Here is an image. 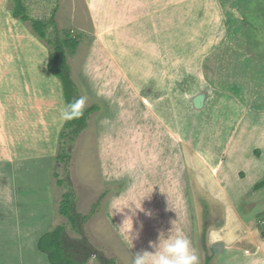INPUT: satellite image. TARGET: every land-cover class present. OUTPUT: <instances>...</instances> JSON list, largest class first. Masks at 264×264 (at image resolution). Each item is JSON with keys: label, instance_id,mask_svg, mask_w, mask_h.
<instances>
[{"label": "rangeland", "instance_id": "1", "mask_svg": "<svg viewBox=\"0 0 264 264\" xmlns=\"http://www.w3.org/2000/svg\"><path fill=\"white\" fill-rule=\"evenodd\" d=\"M168 1L170 19L164 35L160 30V41L149 37L143 41L133 31L147 16L140 9L137 12L131 0H102L95 6V14L89 10L88 0H24L32 18L48 21L54 17L61 35L79 43L76 52L69 56L73 77L81 96L86 97V106L97 104L101 110L91 116L87 130L72 138L65 128L67 121L60 117V110L66 105L61 82L47 68L52 48L37 37L30 23L18 22L11 15L5 18L1 10L6 7L13 11L14 0H0V116L4 113L0 118V139L8 131L20 150L16 157L30 160L26 166L45 162L46 177L53 183L44 187L45 191L46 187L49 189L45 204L50 210L47 216L53 215L51 221L60 215L66 193L72 194L75 211L89 216L82 230L96 255L87 264H100V256L115 259L117 264H126L128 258L104 214V205L115 189L101 187L98 175V118L105 105L97 99V88H103L101 67L109 61L145 71L165 67L164 74L171 68L181 70V131L185 132V142H192V137L203 153L218 151L210 162L209 156H191L197 171L190 178L198 211L202 264L206 255L202 236L209 227L220 229L228 224L240 235L243 228L239 218L245 216L244 211L264 217V190L255 195L250 192L244 199L238 197L240 181L246 188L264 177V0H216L210 7L217 9L209 12L199 10L196 0ZM227 20L230 24L233 21L234 26H227ZM152 24L149 32L156 35L158 29ZM98 45L99 52L112 58L90 60L92 52L99 53ZM37 154H41L42 161ZM61 155L65 160L60 159ZM9 175L0 171V195H5L9 207L5 214L0 207V264H34L38 256L48 264L45 254L39 255L36 249L24 250L13 235L18 208L17 218L26 228L42 214V204L36 203L40 189L21 187L18 196ZM222 182L228 183L226 189L236 210ZM9 196L27 199L32 215L24 211L22 203H17L18 198L13 203ZM6 216L10 236L2 231V226L8 228L4 225ZM43 217L41 221L45 220ZM51 221L45 230L64 225L70 238L82 237L68 219L56 220L50 226ZM207 246L209 254L214 251Z\"/></svg>", "mask_w": 264, "mask_h": 264}, {"label": "crops", "instance_id": "2", "mask_svg": "<svg viewBox=\"0 0 264 264\" xmlns=\"http://www.w3.org/2000/svg\"><path fill=\"white\" fill-rule=\"evenodd\" d=\"M196 1L201 6L199 7L201 11L209 12L212 9H217V7H210V4L216 3V0ZM225 1L227 3L232 0ZM100 3L102 0H88L91 13L95 14L97 9L95 6ZM132 5H135L136 10L140 9V12L147 16L145 21L140 19L141 23L136 27V32L133 31L137 39L147 41V37H149L150 40H159L157 37L159 31L163 32L161 35L163 36L164 29L169 24V1L131 0ZM197 9L196 7L195 10ZM1 11L2 15H6L5 18H10L11 15L12 19L19 22L14 17L13 11L6 7H3ZM95 16L98 18V14ZM141 18L143 17L141 16ZM227 23V26H234L233 21L230 24L227 20ZM151 24L158 29L156 35L149 32ZM210 41H212V36ZM97 52H99V45ZM93 53L90 60L112 58L104 52ZM151 57L162 58L159 55H151ZM119 58L124 57L119 56ZM107 64L101 67L100 72V77L104 80L103 88H97V99H101L105 105L103 114L98 118V175L101 177V187L107 185L114 188L116 192L106 201L104 214L127 252L128 258L125 263L133 264L135 252L144 249L151 251L149 242L156 241L160 232L167 233L172 227L171 221L177 219L176 228L191 240L192 246L199 256V264H202L204 256L199 245L198 211L194 199L195 191L190 178L193 173L197 175V171L191 156H209L207 161L210 162L216 158L214 156L218 155V151L209 150L203 153L192 137V142H185V132L181 131V70L180 68H171L164 74L165 67H153L148 68L152 70L145 71L140 67L127 66V63H122L123 66H119L109 61ZM163 75H166L165 78L162 77ZM119 102H128V105H120ZM10 104L11 107L15 105L14 103ZM7 115L5 113V116ZM3 117L4 113L0 118L3 119ZM7 133L8 131L0 139V171L5 170L10 174L13 181L12 186L14 189L16 188L18 196V189L21 187V190L24 188L40 189L39 201L36 203L42 204V214L34 217V224L31 227L27 226L28 228L23 226V221L21 222L20 218H17L20 214L18 208L17 217L15 215L18 224L16 231L13 230V235L17 239V243H22L24 250L34 251L36 249L37 253L41 255L43 252L38 249V242L44 234L51 232V230H45L46 223L53 219V215L47 216L50 210H48L49 206L45 204L48 203L45 197L49 190L47 187L52 186L53 183L46 177L47 166L45 162L43 163L41 154H37L38 160L42 161L41 166H39L40 163L37 164L39 167L36 165L26 166L25 163L30 160L25 157H16L20 151L19 147L12 141L13 137ZM5 136H7L6 139ZM220 184L223 190L227 191L226 196L236 210L233 198L226 189L228 183ZM254 185L255 182L242 188L240 181L238 197L242 199L248 197L249 193L253 192L251 189L253 190ZM45 186H47L46 191ZM253 193L257 194V192ZM18 196H15V199L10 196L9 198L13 200V203L18 198L17 203H22L24 211L32 215L30 208L26 206L29 201L24 200L23 197L19 200ZM132 202H135L137 206L142 204L145 211L136 210L135 214L129 209H125L124 213L115 214L113 211L114 204L126 205ZM221 203L224 206L227 204ZM0 207L2 213L5 214V208L8 207L5 195H0ZM11 209L13 207L10 208V212ZM228 209L225 207V210ZM146 212H151V216ZM244 214L245 216L242 217L238 214L243 228L240 235L235 229H230L228 224L225 228L220 227V229L209 227L208 245L213 248L215 254L212 264H264V237L262 235L264 217L259 214H250L249 210L244 211ZM126 215L132 216L133 234L139 232L135 239L127 228L120 227ZM57 216L51 221L50 226L56 220L66 218L61 214ZM6 217L7 223L2 224L7 225L8 228L2 226V231L10 236L9 217ZM41 217L45 220L41 221ZM47 217L50 218V221ZM34 264L47 263L38 256L34 259Z\"/></svg>", "mask_w": 264, "mask_h": 264}, {"label": "trees", "instance_id": "3", "mask_svg": "<svg viewBox=\"0 0 264 264\" xmlns=\"http://www.w3.org/2000/svg\"><path fill=\"white\" fill-rule=\"evenodd\" d=\"M13 15L22 23H30L37 37L52 48L47 68L61 82L65 104L71 102L74 98L80 97V89L74 80L69 63V56L76 52L79 43L69 36L61 35L54 17L48 21L32 18L28 14L24 0H14ZM100 110L101 108L97 104L86 106L82 117L67 121L65 128L69 131V136L76 138L87 130L91 116ZM60 159L65 160L63 155L60 156ZM59 183L62 184L63 182L60 181ZM262 190H264V177L253 187V192ZM59 213L68 219L72 228L81 234L82 237L79 239L70 238L67 233V227L61 225L40 238L38 249L47 255L51 264H87L92 256L96 255L95 250L91 247L82 230L89 216H82L75 211L71 193L63 195ZM206 234L207 232L205 231L202 236V247L206 252L204 264H212L215 254L214 251H211L210 254L207 251L208 238ZM262 235L264 237V231ZM98 260L100 264H117L115 259L107 260L102 256L98 257Z\"/></svg>", "mask_w": 264, "mask_h": 264}, {"label": "clouds", "instance_id": "4", "mask_svg": "<svg viewBox=\"0 0 264 264\" xmlns=\"http://www.w3.org/2000/svg\"><path fill=\"white\" fill-rule=\"evenodd\" d=\"M86 97L74 98L60 110V117L64 121L79 119L84 114L86 107ZM133 203L135 207L133 208ZM129 209L133 214L136 210L145 211L142 204L137 206L135 202L126 205H113V211L124 213ZM151 216V212H146ZM177 219L171 221L172 227L167 233L160 232L156 241L149 242V250H141L134 253L133 264H199V256L193 248L191 240L176 228ZM121 228H127L133 239L137 238L139 232L133 234V219L131 215H126Z\"/></svg>", "mask_w": 264, "mask_h": 264}, {"label": "bare ground", "instance_id": "5", "mask_svg": "<svg viewBox=\"0 0 264 264\" xmlns=\"http://www.w3.org/2000/svg\"><path fill=\"white\" fill-rule=\"evenodd\" d=\"M2 111V110H1ZM208 146V145H207ZM211 146H209V148H210Z\"/></svg>", "mask_w": 264, "mask_h": 264}]
</instances>
